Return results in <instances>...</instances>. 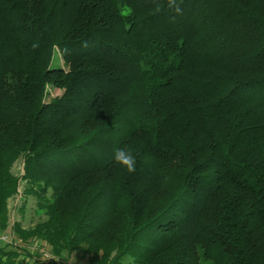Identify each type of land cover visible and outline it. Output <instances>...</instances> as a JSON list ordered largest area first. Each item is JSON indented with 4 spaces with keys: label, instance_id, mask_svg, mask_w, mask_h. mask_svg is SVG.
Here are the masks:
<instances>
[{
    "label": "trees",
    "instance_id": "trees-1",
    "mask_svg": "<svg viewBox=\"0 0 264 264\" xmlns=\"http://www.w3.org/2000/svg\"><path fill=\"white\" fill-rule=\"evenodd\" d=\"M177 4L0 0V264H264V0Z\"/></svg>",
    "mask_w": 264,
    "mask_h": 264
},
{
    "label": "rangeland",
    "instance_id": "rangeland-1",
    "mask_svg": "<svg viewBox=\"0 0 264 264\" xmlns=\"http://www.w3.org/2000/svg\"><path fill=\"white\" fill-rule=\"evenodd\" d=\"M54 61L62 65V59L60 58L58 53L55 54ZM47 91L50 92L49 96L58 95L61 93L60 89L53 88V87L51 88L50 86L47 87ZM19 162L20 161H17V163L15 164L13 168V172L16 174L18 172L20 173V163ZM19 192H21V194H19L18 196L12 197L8 200V213H9L8 214V225L9 226L3 231L9 233L10 241L7 243L0 242V245H5L10 248H16L18 246L24 247L22 246L21 243H18V241L15 240V237H14L15 233L13 232V229H12V224L14 222H20L23 228H27V227L32 226L35 222H37L38 220L44 217V215L42 214V211H40L36 207L34 197L32 195H28L26 197L22 195V183H20L19 185ZM24 201H25V205H24L23 211L21 212L20 207ZM28 245H29L30 251H33V249L36 250L35 248L38 246L36 242L35 243L31 242ZM45 251H46L47 257H49V252L47 251V249ZM73 256L74 257L70 258V260L68 261L69 264H85L86 263V260L80 257L81 256L80 253H76ZM126 258L130 259L129 257H126Z\"/></svg>",
    "mask_w": 264,
    "mask_h": 264
},
{
    "label": "clouds",
    "instance_id": "clouds-1",
    "mask_svg": "<svg viewBox=\"0 0 264 264\" xmlns=\"http://www.w3.org/2000/svg\"><path fill=\"white\" fill-rule=\"evenodd\" d=\"M169 7L174 8L178 14L181 12L177 0H169ZM113 159L115 163L126 168L129 173L135 171L136 156L130 150H125L124 148L116 149L113 153Z\"/></svg>",
    "mask_w": 264,
    "mask_h": 264
},
{
    "label": "built area",
    "instance_id": "built-area-1",
    "mask_svg": "<svg viewBox=\"0 0 264 264\" xmlns=\"http://www.w3.org/2000/svg\"><path fill=\"white\" fill-rule=\"evenodd\" d=\"M20 169L22 171V164H20ZM19 194H21V192H19V189H18V192H17V194L15 196H18ZM9 241H10L9 240V233L8 232H4V231L0 232V242L7 243Z\"/></svg>",
    "mask_w": 264,
    "mask_h": 264
}]
</instances>
